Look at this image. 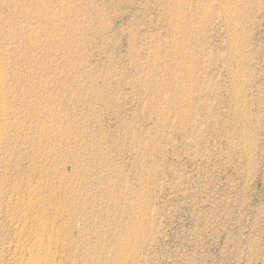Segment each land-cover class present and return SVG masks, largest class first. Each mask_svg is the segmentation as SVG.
I'll use <instances>...</instances> for the list:
<instances>
[{"label": "rangeland", "instance_id": "obj_1", "mask_svg": "<svg viewBox=\"0 0 264 264\" xmlns=\"http://www.w3.org/2000/svg\"><path fill=\"white\" fill-rule=\"evenodd\" d=\"M0 78V264H264V0H0Z\"/></svg>", "mask_w": 264, "mask_h": 264}, {"label": "bare ground", "instance_id": "obj_2", "mask_svg": "<svg viewBox=\"0 0 264 264\" xmlns=\"http://www.w3.org/2000/svg\"><path fill=\"white\" fill-rule=\"evenodd\" d=\"M234 15V14H233ZM235 16V15H234ZM1 82H2V79L0 78V84H1ZM1 86V85H0ZM3 86V85H2ZM2 96V95H1ZM1 98V97H0ZM4 100V99H3ZM3 102V101H2ZM1 102V103H2ZM1 106H2V104H1ZM44 199H46V198H43V200ZM41 200H42V198H41ZM50 200H51V198H50ZM50 200H49V198H47L46 199V201L47 202H49V204H50ZM45 202V201H44ZM37 201L36 200H34L33 199V201H30V207L31 208H29L28 207V211H33V209H32V207L34 208L37 204ZM38 206V205H37ZM16 207V206H15ZM39 208V207H38ZM21 210V209H20ZM27 211V212H28ZM35 212H37L36 210H34ZM33 211V212H34ZM39 211V210H38ZM18 212V221H17V224L16 225H18V223H20L21 222V224L22 223H28L29 222V220L30 221H34L35 219H36V215L38 216V212L36 213V215L34 214V213H32V214H30L31 212H29L28 214H29V216L27 217V213H26V211H17ZM17 212H16V214H17ZM16 216V217H17ZM14 217V216H13ZM12 219V218H11ZM16 219V218H15ZM39 219V218H38ZM38 219H36L37 220V222H36V224H35V222H34V224H35V226H36V230L38 231H40V232H42L43 231V228H44V226H42V222H40L39 221V223H38ZM13 220V219H12ZM14 221V220H13ZM11 222V221H10ZM12 224H13V222H11ZM24 224L22 225L23 227H24V229H26L25 228V226H24ZM28 224H30V222L28 223ZM28 224H26V225H28ZM31 224H32V222H31ZM30 224V225H31ZM33 224V225H34ZM54 224V223H53ZM30 225H28V226H30ZM13 226V225H12ZM20 226V225H19ZM32 226V225H31ZM13 227H16V226H13ZM12 227V228H13ZM33 228H34V226H33ZM31 229V228H30ZM14 230V229H13ZM16 230V229H15ZM21 230V229H20ZM19 230V231H20ZM22 230H23V228H22ZM35 230V231H36ZM17 231L18 230H16V233H17ZM19 231H18V233L17 234H19ZM20 233H22V232H20ZM19 235H21V234H19ZM19 235H17V237L19 236ZM16 236V235H15ZM14 236V237H15ZM17 237H15V238H17ZM36 239H33L32 241H30V242H23V243H21V242H19V240H18V242L19 243H16V244H14L12 247H14V252L13 251H11V252H13L14 254L12 255V258H10L11 257V255H9L10 257H8V258H10L11 259V264H57V260L55 261V254H56V251H57V248H56V246L55 247H53L52 246V237L51 236H49L46 240L44 239V238H41V237H35ZM14 241V240H13ZM15 241H17V240H15ZM8 242V241H7ZM6 242V243H7ZM10 242L11 243H9V244H7V247H8V245H10V244H12V241H11V239H10ZM3 244H5V243H3ZM55 244H57V241L55 242ZM63 244V243H62ZM61 244V245H62ZM65 244V243H64ZM1 245V244H0ZM6 245V244H5ZM69 245H70V243H69ZM10 247V246H9ZM8 247V248H9ZM4 248V247H3ZM7 248V249H8ZM55 248H56V251H55ZM61 249H63V248H61ZM60 249V250H61ZM1 250V249H0ZM4 250V249H3ZM9 250H11V249H9ZM67 250V249H66ZM65 250V251H66ZM16 251V252H15ZM70 251H71V249H70ZM2 252V251H1ZM0 252V253H1ZM60 252V251H59ZM67 252V251H66ZM7 253H8V251H7ZM6 253V254H7ZM70 253V252H69ZM73 253V252H72ZM8 254H10V253H8ZM12 254V253H11ZM60 254V253H59ZM68 255V254H67ZM72 255V254H71ZM70 255V256H71ZM75 255V254H74ZM0 256H2V254L0 255ZM4 256H6V255H4L3 254V257ZM62 256V255H61ZM123 257V256H122ZM65 258V257H64ZM75 258V257H74ZM61 259V258H60ZM120 259V258H119ZM2 260H3V258H2ZM7 260V259H6ZM62 260V259H61ZM124 260V259H123ZM126 260V259H125ZM262 260V259H261ZM74 261H75V259H72L71 260V264H75L74 263ZM120 261H121V259H120ZM4 262V261H3ZM7 261H5V263H6ZM77 262V261H76ZM79 262V261H78ZM88 262V261H87ZM124 262V261H123ZM263 262V261H262ZM10 263V262H9ZM119 264H120V262H118ZM1 264H2V262H1ZM8 264V263H7Z\"/></svg>", "mask_w": 264, "mask_h": 264}]
</instances>
